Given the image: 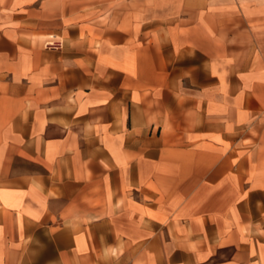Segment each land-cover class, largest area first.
Listing matches in <instances>:
<instances>
[{
  "label": "crops",
  "instance_id": "obj_1",
  "mask_svg": "<svg viewBox=\"0 0 264 264\" xmlns=\"http://www.w3.org/2000/svg\"><path fill=\"white\" fill-rule=\"evenodd\" d=\"M0 264H264V0H0Z\"/></svg>",
  "mask_w": 264,
  "mask_h": 264
}]
</instances>
